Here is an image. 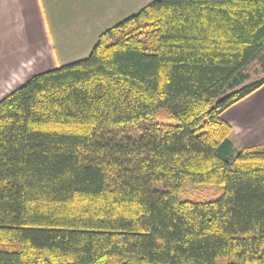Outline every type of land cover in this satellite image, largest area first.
Masks as SVG:
<instances>
[{"label":"trees","instance_id":"1","mask_svg":"<svg viewBox=\"0 0 264 264\" xmlns=\"http://www.w3.org/2000/svg\"><path fill=\"white\" fill-rule=\"evenodd\" d=\"M256 60L264 0H152L0 99V264H264V143L223 118Z\"/></svg>","mask_w":264,"mask_h":264},{"label":"crops","instance_id":"2","mask_svg":"<svg viewBox=\"0 0 264 264\" xmlns=\"http://www.w3.org/2000/svg\"><path fill=\"white\" fill-rule=\"evenodd\" d=\"M97 1L99 5L110 3V0H0V99L32 76L63 65L56 55L52 13L63 17L82 13L79 23L85 22L87 8L91 10L98 5ZM148 3H139L137 8ZM123 12L122 20L133 15V11ZM223 118L232 127L230 139L235 147L264 143V85L227 109Z\"/></svg>","mask_w":264,"mask_h":264},{"label":"rangeland","instance_id":"3","mask_svg":"<svg viewBox=\"0 0 264 264\" xmlns=\"http://www.w3.org/2000/svg\"><path fill=\"white\" fill-rule=\"evenodd\" d=\"M105 1V0H104ZM152 0H110V3L92 6L91 10L87 8L86 21L79 23L81 14H70L63 17L62 14L54 16L52 13V33L55 41L56 55L60 59L61 64L71 63L80 59L86 58L96 43V36L99 32H104L108 28L116 25L119 21H123V15L133 11L135 14L140 8L139 3H147ZM133 7H129V6ZM127 8V9H126ZM89 12L91 15L89 16ZM56 17V20H54ZM126 19V18H124ZM78 27V29H77ZM55 29V30H54ZM64 33L60 34V31ZM73 30L75 33H73ZM101 32V33H102ZM100 33V34H101ZM247 70L251 74L249 82L260 79L264 76L262 64L256 60L248 65ZM239 149V145L236 147ZM160 188L165 187V184L159 183ZM220 194V188H209L206 185H201L194 182H188L183 185L180 192V197L183 199H191L195 201L210 200L217 198ZM17 248V246L15 245Z\"/></svg>","mask_w":264,"mask_h":264}]
</instances>
